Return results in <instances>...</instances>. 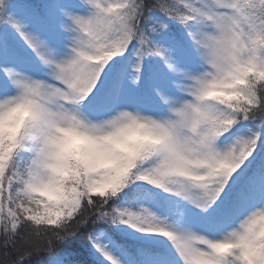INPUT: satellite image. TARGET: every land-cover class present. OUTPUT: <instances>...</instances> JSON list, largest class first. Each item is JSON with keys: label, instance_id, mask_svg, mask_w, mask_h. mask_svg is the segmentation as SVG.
I'll return each mask as SVG.
<instances>
[{"label": "snow or ice", "instance_id": "6c2138e0", "mask_svg": "<svg viewBox=\"0 0 264 264\" xmlns=\"http://www.w3.org/2000/svg\"><path fill=\"white\" fill-rule=\"evenodd\" d=\"M0 264H264V0H0Z\"/></svg>", "mask_w": 264, "mask_h": 264}]
</instances>
